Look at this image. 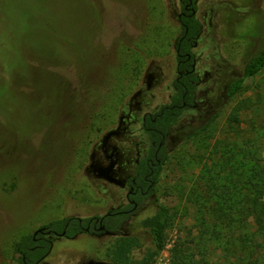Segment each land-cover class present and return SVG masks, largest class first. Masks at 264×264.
Wrapping results in <instances>:
<instances>
[{"label":"rangeland","instance_id":"374dc122","mask_svg":"<svg viewBox=\"0 0 264 264\" xmlns=\"http://www.w3.org/2000/svg\"><path fill=\"white\" fill-rule=\"evenodd\" d=\"M181 12L180 0H0V264H20L15 243L52 221L125 204V191L99 171L117 154L129 170L115 176L126 180L148 154L144 116L174 94ZM196 17L204 26L193 50L200 105L172 133L154 195L125 233L147 244L138 223L158 205L170 209L166 247L150 264H241V245L216 227L212 206L232 190L224 168H249L243 154L254 127L264 126V71L224 97L264 47V0H197ZM215 114L209 131L187 139ZM235 208L254 229L250 211ZM125 236L54 238L46 261L109 264Z\"/></svg>","mask_w":264,"mask_h":264},{"label":"trees","instance_id":"16d2710c","mask_svg":"<svg viewBox=\"0 0 264 264\" xmlns=\"http://www.w3.org/2000/svg\"><path fill=\"white\" fill-rule=\"evenodd\" d=\"M180 2L182 15L179 20L182 33L176 44L177 76L172 84L174 94L169 104L156 113L147 115L143 125L150 142V151L139 164L134 181L145 189L148 186V179H152L155 185L158 183L159 176L169 160V139L184 113L200 105L199 88L202 79L195 68L196 58L193 50L198 46L204 26L195 14L197 0H180ZM262 71H264V47L245 61L241 74L228 81L224 88L226 100L230 101L236 97L243 90L246 81ZM217 119L218 114L205 119L187 136V139L198 138L209 131ZM232 120L237 125L236 131L239 132V118L234 116ZM253 130V148L245 152L242 157L243 161L250 165L249 168H224L225 172L230 170L233 173V191L225 190L227 197L225 202H217L212 206L216 227L236 235L241 245L238 251L240 254L238 260L241 264H264V126H255ZM229 161L231 162L232 159ZM245 163L241 165L245 166ZM154 188L146 198H137V201L142 203L153 196ZM234 207L238 208L240 213L250 211L254 229L249 230L244 219L237 220L232 215L231 211ZM129 221L127 216L106 218V229L117 232ZM88 223L89 220L66 218L52 221L41 230L61 233L66 229L67 236L74 239L83 233ZM171 223L170 209L165 205H158L154 214L139 222L136 227L151 239L150 247L144 257L141 260L133 259V248L137 245L142 246L141 238L133 236L127 238L114 252L115 261L120 264H150L158 253L165 249L167 231ZM226 238L230 242L229 235H226ZM52 242V239L46 238L42 233L27 235L15 243L14 255L18 256L20 264H49L46 260L51 254Z\"/></svg>","mask_w":264,"mask_h":264},{"label":"flooded vegetation","instance_id":"af4514ba","mask_svg":"<svg viewBox=\"0 0 264 264\" xmlns=\"http://www.w3.org/2000/svg\"><path fill=\"white\" fill-rule=\"evenodd\" d=\"M181 15H182V12L179 15V19H180ZM147 115H149V114H146L144 116V122H145V118ZM143 125H144V123H143ZM149 151H150V148L148 150L147 155H145L142 159H137L135 161L136 168H134V174L132 176H129V178H127L126 180L118 179L117 176H115V174L118 173L122 169H125L126 171H128L129 168H127V169L126 168H120V166H119L120 159H119V156L117 154H111V155L107 156V159L109 162L108 167L110 165L114 164V168L111 171V176L115 179V181L112 182L106 178H103V177L102 178L105 179L107 183H109L113 186L119 187L123 191H125V193H126L125 204L122 206V208H119L117 210L112 209V210L108 211L106 214H104L103 216H93V217H87V218H78V217H67V218H75V219H78L80 221L89 220V223L84 228L83 233H87V234L92 235L94 237L111 236V237L119 238V237L125 236L127 229L129 230V228L133 225V221H134L136 213L142 208V206L145 205V203L147 201H149V199L152 196L142 203H139L137 201V198H139V199L142 197L146 198L149 195V193L151 192V190L157 185V184L155 185L153 183L152 179H148L147 180L148 186H147V189H145L143 186L137 185L136 182L134 181V178L137 176L139 164L141 163V161L143 159H145L149 155ZM154 190H155V188H154ZM116 216H127L130 221L128 223H126V226L124 225V227L122 229H120L119 231L110 232L106 229V225H105L106 224V218H114ZM63 219H66V218H63ZM60 220H62V219H60ZM41 229H42V227L37 230L35 235H37L38 233H42V234H44V236L46 238L52 239L53 240L52 250L54 248V238L71 239L67 236V230L66 229L61 233H58L55 231L45 232V231H42ZM83 233H81V234H83ZM81 234H79V235H81ZM78 236H76V237H78ZM125 238H126L125 240H127V238H130V236H125ZM150 244H151V239H149L147 244H145V245L141 241L142 246L137 245L136 247H134L132 250L133 259L134 260H141L144 257L147 249L150 247ZM141 251L143 252V255L141 257L137 256V252L140 253ZM51 253H52V251H51ZM109 261H110L109 264H120V262L115 261V255Z\"/></svg>","mask_w":264,"mask_h":264},{"label":"water","instance_id":"95a60500","mask_svg":"<svg viewBox=\"0 0 264 264\" xmlns=\"http://www.w3.org/2000/svg\"><path fill=\"white\" fill-rule=\"evenodd\" d=\"M114 168V164L110 165L109 167L103 169V170H100L99 171V175L103 178H106L108 179L109 181H115V179L111 176V171L113 170Z\"/></svg>","mask_w":264,"mask_h":264}]
</instances>
